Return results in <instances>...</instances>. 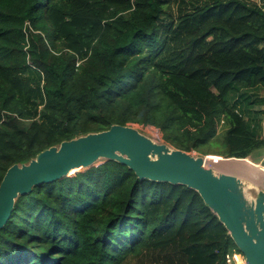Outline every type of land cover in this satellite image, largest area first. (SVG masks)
<instances>
[{
    "label": "trees",
    "instance_id": "obj_1",
    "mask_svg": "<svg viewBox=\"0 0 264 264\" xmlns=\"http://www.w3.org/2000/svg\"><path fill=\"white\" fill-rule=\"evenodd\" d=\"M254 89L264 90L254 0H0V182L11 165L112 124L247 158L264 149ZM233 250L196 190L106 159L18 196L0 228V264H226Z\"/></svg>",
    "mask_w": 264,
    "mask_h": 264
},
{
    "label": "water",
    "instance_id": "obj_2",
    "mask_svg": "<svg viewBox=\"0 0 264 264\" xmlns=\"http://www.w3.org/2000/svg\"><path fill=\"white\" fill-rule=\"evenodd\" d=\"M208 155L196 156L170 148L137 128L122 124L64 140L40 151L29 162L15 163L6 170L0 182V228L9 219L18 196L100 159L114 160L133 170L140 179L183 184L196 190L224 224L245 264H264V189L247 201L240 190L239 177L214 173L206 167Z\"/></svg>",
    "mask_w": 264,
    "mask_h": 264
},
{
    "label": "rangeland",
    "instance_id": "obj_3",
    "mask_svg": "<svg viewBox=\"0 0 264 264\" xmlns=\"http://www.w3.org/2000/svg\"><path fill=\"white\" fill-rule=\"evenodd\" d=\"M173 9H174V15L176 16L177 15L176 7H173ZM78 63L76 65H78ZM251 95L254 100L259 99V98L262 99L264 98V90L262 89L261 90L260 89L251 90ZM230 101L231 103H234L236 105L237 109L241 108V104L239 103L236 96L233 97ZM263 122H262V129H263ZM262 136H263V132H262ZM167 145L170 148H174L173 146L169 144ZM211 148H215V147H211ZM190 153L196 156L204 155V154L200 155L199 153L195 151H192ZM223 160H231V159H226V157L206 158V167L213 170V172L216 174L234 173L235 175H237V177H239L240 179V190L243 196L247 199V201L253 200L257 196V192H259L261 189H264V170L261 169V168H264V149L255 150L246 159L237 160V161L235 160L236 163L237 162L240 163L239 169L229 168L228 166L222 164ZM228 256H230L229 253H228ZM231 263L232 261L226 262V264H231Z\"/></svg>",
    "mask_w": 264,
    "mask_h": 264
},
{
    "label": "built area",
    "instance_id": "obj_4",
    "mask_svg": "<svg viewBox=\"0 0 264 264\" xmlns=\"http://www.w3.org/2000/svg\"><path fill=\"white\" fill-rule=\"evenodd\" d=\"M262 132H263V137H264V122H263ZM229 254L230 256H228V254L226 255V262L232 261L231 264H245L243 255L240 252L233 250Z\"/></svg>",
    "mask_w": 264,
    "mask_h": 264
},
{
    "label": "bare ground",
    "instance_id": "obj_5",
    "mask_svg": "<svg viewBox=\"0 0 264 264\" xmlns=\"http://www.w3.org/2000/svg\"><path fill=\"white\" fill-rule=\"evenodd\" d=\"M154 139V138H153ZM154 140H156V139H154ZM207 158V157H206ZM206 158H205V162H206ZM235 160L237 161V160H239V159H231V160H223L222 161V164H224V165H226V166H228L229 168H233V169H236V168H238L239 169V167H240V163H236L235 162ZM240 160H242V159H240ZM261 168V167H260ZM262 170H264V168H261ZM73 171V170H72ZM239 185H240V182H239Z\"/></svg>",
    "mask_w": 264,
    "mask_h": 264
},
{
    "label": "crops",
    "instance_id": "obj_6",
    "mask_svg": "<svg viewBox=\"0 0 264 264\" xmlns=\"http://www.w3.org/2000/svg\"><path fill=\"white\" fill-rule=\"evenodd\" d=\"M254 1H256L258 4H260L264 8V0H254ZM231 174H234V173H231Z\"/></svg>",
    "mask_w": 264,
    "mask_h": 264
}]
</instances>
